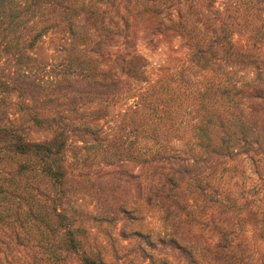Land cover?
I'll return each instance as SVG.
<instances>
[{"label":"trees","instance_id":"obj_1","mask_svg":"<svg viewBox=\"0 0 264 264\" xmlns=\"http://www.w3.org/2000/svg\"><path fill=\"white\" fill-rule=\"evenodd\" d=\"M135 16L152 48L171 44L167 36L182 42V57L152 77L137 48L119 70L106 63ZM263 48L264 0H0V264H111L87 243L71 187L82 178L75 171L96 166L99 177L119 164L153 172L138 177L160 184L164 217L175 207L217 230L218 264L255 263L253 242L264 244ZM245 158L257 177L247 194L209 191L239 184ZM170 231L157 241L193 261L186 234ZM241 248L249 254L238 257Z\"/></svg>","mask_w":264,"mask_h":264},{"label":"rangeland","instance_id":"obj_2","mask_svg":"<svg viewBox=\"0 0 264 264\" xmlns=\"http://www.w3.org/2000/svg\"><path fill=\"white\" fill-rule=\"evenodd\" d=\"M132 21L131 36L124 41L125 44L121 50L109 57V61H106L107 66L119 70L127 53L126 50L137 48L146 56V70L152 77L158 68L167 66L169 56L182 57L183 49H180L182 42L177 36H167L168 42L171 43L169 45H165L166 43L162 41L158 47L152 48L153 45L147 42L150 33L149 27H146L145 18L135 16ZM46 47H48L47 44L42 45L43 50ZM168 48L175 49V52L169 51ZM106 58L108 59V56L104 59ZM86 98L87 95H84L83 100ZM241 168L243 175L238 177L239 184H207L209 191L213 193L212 190L222 185L234 189L236 194L241 191H244V195L247 194L249 184L252 181L256 182L257 177L252 162L248 158L243 160ZM103 169L99 177L93 174L95 170H98L96 166L85 167L79 176L75 171L73 174L77 179L82 178L81 181L72 184L71 199L80 211L78 219L85 228L87 243L103 251L112 262L111 264H162L163 260L170 261L172 264H218L213 259L215 255L213 256L211 251L217 241V230L211 225L204 226L179 216L175 207L170 215L164 217L157 207L159 200L155 196L160 184H140L138 177L140 174L144 177L151 176L153 174L151 170H145L143 166L134 164H119L116 168ZM147 192L154 193L155 198L152 202L147 201L145 197ZM123 203L132 207H130L131 212H116L113 220H106L100 216V214L106 215L112 208ZM170 230L178 232L179 235L186 234L184 238H188V247L194 255L193 261L183 249L168 242L157 241V233L168 236ZM135 232L144 233L140 236ZM147 233L149 235L146 236ZM253 246L256 253L251 256L255 263L250 264H264V244L253 242ZM115 248L117 249L115 258L110 259L112 250ZM237 252L238 257L240 252L246 255L249 254V248L248 250L241 248ZM246 264H249V258Z\"/></svg>","mask_w":264,"mask_h":264}]
</instances>
